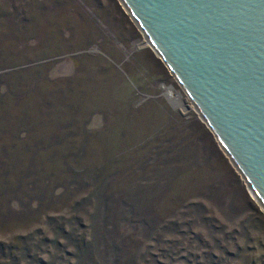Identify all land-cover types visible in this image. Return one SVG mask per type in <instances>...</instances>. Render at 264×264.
Segmentation results:
<instances>
[{
	"label": "rangeland",
	"instance_id": "obj_1",
	"mask_svg": "<svg viewBox=\"0 0 264 264\" xmlns=\"http://www.w3.org/2000/svg\"><path fill=\"white\" fill-rule=\"evenodd\" d=\"M125 8L0 0V264H264L263 206Z\"/></svg>",
	"mask_w": 264,
	"mask_h": 264
},
{
	"label": "water",
	"instance_id": "obj_2",
	"mask_svg": "<svg viewBox=\"0 0 264 264\" xmlns=\"http://www.w3.org/2000/svg\"><path fill=\"white\" fill-rule=\"evenodd\" d=\"M120 1L264 205V0Z\"/></svg>",
	"mask_w": 264,
	"mask_h": 264
},
{
	"label": "bare ground",
	"instance_id": "obj_3",
	"mask_svg": "<svg viewBox=\"0 0 264 264\" xmlns=\"http://www.w3.org/2000/svg\"><path fill=\"white\" fill-rule=\"evenodd\" d=\"M125 5V7H126V9H127V6H126V4H124ZM129 13H130V11H129ZM147 38V40H146V43L147 44H152L153 45V43H152V41L149 39V37L148 36H146ZM153 49H154V47H153ZM156 49V48H155ZM180 100V99H179ZM198 114H200V113H198ZM240 172V171H239ZM241 173V172H240ZM241 175H242V173H241ZM244 178V177H243ZM247 179H245V181H246ZM247 182V181H246ZM248 187H249V189H250V191H251V193L253 194V196L256 198L257 196H256V194H255V192L252 190L253 188L251 187V185L250 184H248ZM261 205L263 206V208H264V205L262 204V202H261Z\"/></svg>",
	"mask_w": 264,
	"mask_h": 264
},
{
	"label": "trees",
	"instance_id": "obj_4",
	"mask_svg": "<svg viewBox=\"0 0 264 264\" xmlns=\"http://www.w3.org/2000/svg\"><path fill=\"white\" fill-rule=\"evenodd\" d=\"M34 191H35V194H36V190H34ZM5 248H7L5 242L0 240V251H4Z\"/></svg>",
	"mask_w": 264,
	"mask_h": 264
},
{
	"label": "built area",
	"instance_id": "obj_5",
	"mask_svg": "<svg viewBox=\"0 0 264 264\" xmlns=\"http://www.w3.org/2000/svg\"><path fill=\"white\" fill-rule=\"evenodd\" d=\"M173 94H174V93H173L172 91L169 92V95H170L171 97H173ZM174 98H176V97H174Z\"/></svg>",
	"mask_w": 264,
	"mask_h": 264
}]
</instances>
